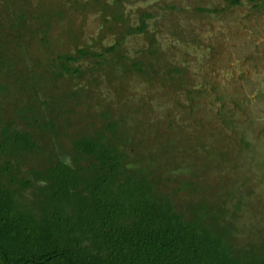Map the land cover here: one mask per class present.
Listing matches in <instances>:
<instances>
[{
  "label": "trees",
  "instance_id": "obj_1",
  "mask_svg": "<svg viewBox=\"0 0 264 264\" xmlns=\"http://www.w3.org/2000/svg\"><path fill=\"white\" fill-rule=\"evenodd\" d=\"M128 2L0 0V264H264V192L240 178L264 151L216 131L224 120L207 141L201 123L155 119L150 98L123 100L131 76L171 94L184 75L159 64L154 13L131 19ZM79 9L97 14L101 37L115 31L111 46L87 45ZM137 35L147 44L129 58Z\"/></svg>",
  "mask_w": 264,
  "mask_h": 264
},
{
  "label": "rangeland",
  "instance_id": "obj_2",
  "mask_svg": "<svg viewBox=\"0 0 264 264\" xmlns=\"http://www.w3.org/2000/svg\"><path fill=\"white\" fill-rule=\"evenodd\" d=\"M258 3L261 5L256 8ZM258 3L242 0V6L229 8L226 0H129L125 4V12L131 19L140 10L149 9L155 15L151 30L157 33L160 47L165 51L159 64L169 69L182 67L184 75L176 77L173 81L175 87L172 82H167L171 94H167V89H160L159 77L148 83L131 76L123 100L137 106L140 99L150 98V106L160 108L159 113L150 114L151 117L155 115L156 119L163 113L168 114L169 124L183 118L189 122L187 128H197L201 123L206 128L201 136L207 141L215 138L209 137L213 135L211 130L208 131V125L212 121L218 123L224 120L226 124L218 126L216 131L226 128L240 137L236 140L239 145L241 135L246 133L245 142L252 146L251 151H264V144L257 143L256 137L264 138V0ZM172 6L176 9H169ZM217 6L226 9L219 15L195 12L198 7ZM77 14L78 20L85 21V42L88 46L99 51L115 42V31L105 30L104 37L100 36V22L93 10L79 9ZM82 21L79 24L83 25ZM146 44L143 35L128 37L125 42L127 56H138L137 52ZM186 68L188 75L185 74ZM166 77L170 79L171 75ZM180 83H183L182 87L178 86ZM102 88L101 97L105 100L112 98L107 85ZM184 121L181 120V123L187 124ZM209 126L214 128L215 125ZM174 127L177 128V125ZM228 136L224 132L223 140H227ZM240 146L243 147L242 144ZM249 156L244 162L245 173L240 178L247 180L246 188H253V196L264 192V162L255 167L257 158ZM217 177L219 184L226 176L217 174ZM257 211L264 210L259 207Z\"/></svg>",
  "mask_w": 264,
  "mask_h": 264
}]
</instances>
